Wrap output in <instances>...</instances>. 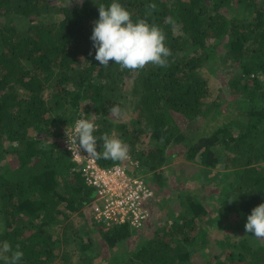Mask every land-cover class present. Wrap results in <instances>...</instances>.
I'll return each instance as SVG.
<instances>
[{
  "label": "trees",
  "instance_id": "obj_1",
  "mask_svg": "<svg viewBox=\"0 0 264 264\" xmlns=\"http://www.w3.org/2000/svg\"><path fill=\"white\" fill-rule=\"evenodd\" d=\"M58 1L0 0V241L20 246L22 264H53L59 241L78 264H92L93 251H107V264H264V242L244 232L264 202V0H121L133 20L158 25L171 49L166 66L139 70L95 59L93 22L111 0ZM222 64L231 67L228 82ZM80 115L96 124L99 145L105 134L122 138L160 199L151 178L161 183L176 149L207 174L222 164L214 176L229 183L212 189L218 212L240 220L238 236L217 243L220 255L197 254L202 226L211 224L205 186L179 192L180 221L151 228L133 250L127 242L145 226L101 231V240L72 247L69 224L60 239L65 221L74 212L85 218L95 197L60 141ZM185 120L199 132L186 133L178 126Z\"/></svg>",
  "mask_w": 264,
  "mask_h": 264
},
{
  "label": "clouds",
  "instance_id": "obj_2",
  "mask_svg": "<svg viewBox=\"0 0 264 264\" xmlns=\"http://www.w3.org/2000/svg\"><path fill=\"white\" fill-rule=\"evenodd\" d=\"M98 8L99 17L93 22L90 40L95 49V59L101 66L117 64L121 69L139 70L148 63L160 67L168 64L171 49L165 44L166 35L158 25L150 24L144 18L133 20L132 13L121 0H111L107 5H98ZM73 125L71 142L75 145V155H80L82 149L87 156L96 159L120 161L127 158V145L107 134L102 138L103 151L98 150L101 145L94 135L97 126L92 120L80 116L69 126ZM67 129H62L61 134ZM97 144L100 146L98 149ZM245 232L264 238V202L247 215ZM23 256L18 244L13 247L7 240L0 241V264H22Z\"/></svg>",
  "mask_w": 264,
  "mask_h": 264
},
{
  "label": "rangeland",
  "instance_id": "obj_3",
  "mask_svg": "<svg viewBox=\"0 0 264 264\" xmlns=\"http://www.w3.org/2000/svg\"><path fill=\"white\" fill-rule=\"evenodd\" d=\"M64 5L68 6L69 1L60 0L57 2L58 7L64 6ZM61 16H62L61 14H56V18L60 19ZM219 54L220 55L217 58V60H219L221 63L224 53L219 52ZM221 69H222V74L225 75V79L228 82L231 77L230 65L222 64L220 67V70ZM209 78H210V83H209L210 85L214 87L219 86L215 78H211V76ZM187 125H188V122L186 120L182 122V125L178 123V126L183 128L184 131H186V133H190L191 136L192 135L194 136L196 133L199 132V128H196V126L191 125V126L186 127ZM69 127L70 126H64L63 129L69 128ZM35 134H36V131H34L33 135ZM40 138L42 139L46 138V134L45 133L41 134ZM176 150H177L176 157H175L176 162L171 164V166L170 165L164 166V169H163L162 175L165 178L166 185L164 186V188L161 189L162 199H160V197L159 198L156 197V200L152 202L151 204L152 216H151L150 221L145 225V229L143 230V232L141 231L139 235L135 234L129 240V242H127V247L125 249L133 250L137 246L141 237L147 234L151 228L156 229L158 227H163V226L169 227L171 223H174L175 221L178 223L180 221L179 215L181 211V205L178 201L179 199L177 198L179 195L181 196L179 192L184 191V189H186L188 192V190H193L196 188H204L205 186H208V187H211L209 192H212V194L209 196L204 195L203 201L206 207V211L208 212V216L211 217V220H210L211 224H207L203 226L202 224H200V226L203 227V230L206 231V233H201V235L199 234L198 241L200 243H198L197 241L196 242L199 245L201 244V247L196 248V249H197V254L199 253L202 256L203 254L205 255L211 254V256L212 254L213 256L216 254L220 255L221 252H220V249L218 248L217 243L220 241H223L226 237L236 236L239 231V229H237V225L240 224L241 222L235 213L226 212L222 214L218 212L219 193L214 195V190L212 189V187L220 186L221 188L219 189V191L221 189L224 190L225 186L228 185L230 179H228L227 181H224L222 178H218L214 176L215 173L218 174L221 170L226 171L222 167V164H220L218 169H216L213 173L207 174L205 173L206 171L202 167L198 166L195 162L183 160L182 159L183 154L182 152H179L181 150L180 149H176ZM129 155L130 154L128 153L127 158L129 157ZM129 173L130 175L135 176V177L142 176L144 174V170L138 166H135L134 168H131L129 170ZM143 178L148 181V176L147 178L146 176H143ZM184 193L185 191L182 192L183 194L182 196L185 197ZM208 216L204 217L203 220L208 219L209 218ZM92 217H93V214H92ZM85 218L80 217L79 215H77L76 212L72 213L70 217L68 218L69 221L68 220L65 221V223L59 230L60 239H61V235L63 234V232L66 230V226L70 224V228L67 230V232L74 235L73 246L71 245L72 247H74V242L77 243V245H80L83 243L84 245H86L91 240L90 236H92V239L101 240V234H102L101 230L97 228H91L87 215L85 216ZM94 222L96 225H99L97 221H94ZM75 232L77 234H75ZM197 232H198V226L195 228L194 231H191V236L196 235ZM258 240L264 242V238H259ZM57 246L61 247L59 249L61 251L60 257L62 259L68 261V263H70L71 261L73 262V264H78L77 262L78 258L75 259V257L73 258L67 257L65 259L63 257V256H70V254H66L67 252L64 251V247L62 246L61 241H59L58 244H56V247ZM71 249L72 248L70 247L69 251ZM96 253L97 251L91 252V255L93 256V258L89 261H91L92 264H107V263H104L103 258H102L104 255L108 256L107 251L102 252L103 254L101 256ZM223 258H224V254H222V259ZM59 259L56 260L53 264H56L59 261Z\"/></svg>",
  "mask_w": 264,
  "mask_h": 264
},
{
  "label": "built area",
  "instance_id": "obj_4",
  "mask_svg": "<svg viewBox=\"0 0 264 264\" xmlns=\"http://www.w3.org/2000/svg\"><path fill=\"white\" fill-rule=\"evenodd\" d=\"M73 128L74 125L65 130L60 141L81 172L85 184L95 192L91 205L94 220L104 230L126 225L142 229L151 219V204L157 195L143 176L130 175L129 170L138 163L128 157V166L119 163L105 167L82 149L80 155H75V145L71 142Z\"/></svg>",
  "mask_w": 264,
  "mask_h": 264
},
{
  "label": "crops",
  "instance_id": "obj_5",
  "mask_svg": "<svg viewBox=\"0 0 264 264\" xmlns=\"http://www.w3.org/2000/svg\"><path fill=\"white\" fill-rule=\"evenodd\" d=\"M100 149H103L102 148V146H101V148ZM100 151V150H99ZM130 157V156H129ZM130 159L133 161V162H137L138 164H137V166L138 167H141L142 165L139 163V161H138V159H136V158H132V157H130ZM127 159L125 160V159H123V161L122 162H119V163H122V164H126L127 165ZM118 163V164H119ZM128 166V165H127ZM129 168V167H128ZM130 169V168H129ZM143 170H144V168H143ZM150 174H154V175H156V173H154V172H151ZM142 176H146V178H147V176H148V174L146 173V172H144V174L142 175ZM157 176V175H156ZM159 178H161L162 179V181H161V183H159V182H157V180L155 179V178H151V182L155 185V188H158V189H162V188H164V186L166 185V183H165V178L163 177V175L161 176V174L159 175ZM148 181H150V180H148ZM149 183V182H148ZM153 188V187H152ZM154 189V188H153ZM154 191L156 192V189H154ZM92 209H91V207H90V209H89V212L87 213V218H88V220H89V223H90V226H91V228H97V229H99V230H101V231H103V232H110V231H114V230H117V229H121V228H127L129 225H126V226H120V227H115V228H113V229H110V230H104L103 228H100L99 227V225H96L95 224V220H94V217H92ZM207 216H208V212H207ZM206 216V217H207ZM209 217V216H208ZM208 219H210V218H208ZM208 219H206V220H208ZM211 220V219H210ZM209 220V221H210ZM128 228H130V229H132L130 226L128 227Z\"/></svg>",
  "mask_w": 264,
  "mask_h": 264
}]
</instances>
